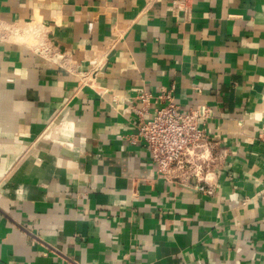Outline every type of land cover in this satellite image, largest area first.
<instances>
[{
    "label": "crops",
    "instance_id": "0c3cea01",
    "mask_svg": "<svg viewBox=\"0 0 264 264\" xmlns=\"http://www.w3.org/2000/svg\"><path fill=\"white\" fill-rule=\"evenodd\" d=\"M174 1L0 0V264H264V0ZM162 91L211 194L137 136Z\"/></svg>",
    "mask_w": 264,
    "mask_h": 264
},
{
    "label": "built area",
    "instance_id": "2783aa9c",
    "mask_svg": "<svg viewBox=\"0 0 264 264\" xmlns=\"http://www.w3.org/2000/svg\"><path fill=\"white\" fill-rule=\"evenodd\" d=\"M179 2L174 1L172 11L180 10ZM150 97L144 94L142 99L148 102ZM155 103L159 108L150 120L139 112L137 136L145 143L157 174L168 181H194L196 190L213 193L208 187L220 157L214 154L215 139L204 128L209 109L185 112L172 91H162Z\"/></svg>",
    "mask_w": 264,
    "mask_h": 264
},
{
    "label": "bare ground",
    "instance_id": "6f19581e",
    "mask_svg": "<svg viewBox=\"0 0 264 264\" xmlns=\"http://www.w3.org/2000/svg\"><path fill=\"white\" fill-rule=\"evenodd\" d=\"M23 34V33H22ZM15 36H17V35H15Z\"/></svg>",
    "mask_w": 264,
    "mask_h": 264
}]
</instances>
